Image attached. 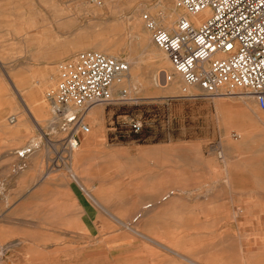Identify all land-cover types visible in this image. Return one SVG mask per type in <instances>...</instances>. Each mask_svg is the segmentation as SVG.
<instances>
[{
    "label": "rangeland",
    "instance_id": "obj_1",
    "mask_svg": "<svg viewBox=\"0 0 264 264\" xmlns=\"http://www.w3.org/2000/svg\"><path fill=\"white\" fill-rule=\"evenodd\" d=\"M174 4L0 0V264H264V110L157 76L144 17L161 23ZM100 40L130 63L128 96L93 106L66 150L49 94ZM23 96L42 107L27 114Z\"/></svg>",
    "mask_w": 264,
    "mask_h": 264
},
{
    "label": "built area",
    "instance_id": "obj_2",
    "mask_svg": "<svg viewBox=\"0 0 264 264\" xmlns=\"http://www.w3.org/2000/svg\"><path fill=\"white\" fill-rule=\"evenodd\" d=\"M176 1L186 14L172 30L155 25L149 14L144 18L154 42L182 75L184 92L189 86L208 95L240 89L252 94L264 110V0ZM206 10L200 22L190 19ZM129 72L128 61L96 50L79 52L62 64L61 80L49 97L66 133V150L79 148L82 137L91 132L85 119L93 106L127 99V89L116 97L114 87ZM10 121L16 122V116ZM141 130L142 124L134 122L133 131Z\"/></svg>",
    "mask_w": 264,
    "mask_h": 264
},
{
    "label": "bare ground",
    "instance_id": "obj_3",
    "mask_svg": "<svg viewBox=\"0 0 264 264\" xmlns=\"http://www.w3.org/2000/svg\"><path fill=\"white\" fill-rule=\"evenodd\" d=\"M178 5H179V3L175 0V4H174V11L171 13V14H169V15H167V16H165V17H163L162 18V21H160L161 23H159V22H156L155 21V25H157V26H159V24H161L162 26H164L167 30H172L174 27H175V24H176V21L177 20H179V18L181 17V16H183V15H185L186 14V10H185V12L184 13H182L181 14V10H180V8L178 7ZM208 12H209V10H206V11H203V12H201V13H199V14H197V15H193V16H191L190 17V19H192V20H196V21H201L202 20V17L203 16H205L206 14H208ZM135 16V15H134ZM129 19H131V17L129 18ZM143 29V28H142ZM152 32V31H151ZM145 38H146V40L149 42V44L151 45V54L155 57V58H157V60H158V62L161 64V69L158 71V73H157V76H160V78H162V79H165L166 80V82H168V85H169V89L170 90H176L178 87H179V85H180V83H181V81H183V77H182V75L176 70V68L174 67V65L172 64V62H171V60H170V58H169V56H168V54H167V52L164 50V49H162L161 47H159L155 42H154V40H153V36H152V34L151 35H145ZM86 46H88V47H92L93 49H95V50H98V51H101V52H104V53H106V54H109V55H111V56H116V54L115 53H112V47H113V45H112V43H107L105 40H100V41H96L95 43H93V44H87ZM156 60V59H155ZM9 76H12V75H10L9 74ZM127 78H128V74L126 75V76H123V77H121L120 79H118L116 82H115V87H114V94L116 93V94H120V90H122V88H121V85H124V84H126V83H128V81H127ZM159 78V77H158ZM160 78H159V80H160ZM55 79V77H51L50 78V80L52 81V80H54ZM158 80V79H157ZM160 82H161V80H160ZM164 82V81H163ZM39 84V83H38ZM159 85V84H158ZM132 86V85H131ZM35 88H37V86L34 84L33 85V87L30 89V91H34L35 90ZM15 89H17L16 90V92L17 91H20L21 92V96L22 95H24V94H22V92H24V89H22V88H20L19 87V85L18 84H15ZM184 89V88H183ZM0 94H2L1 92H0ZM19 95V94H18ZM189 95H193V96H197V95H199V94H197L196 93V91L194 90V88L192 87V86H189ZM215 95H217L218 97H225V96H239L240 98H242V99H244V101H248L249 99H250V97H252L253 95H250L247 91H244V90H240V89H232L231 91H228V90H226V89H224V90H222V91H220V92H218V94H215ZM254 97V96H253ZM23 98V101H24V105H25V107H24V105H23V107H24V111L27 113V114H31V115H33L34 114V111H37V110H39L42 106L41 105H39L38 106V104L37 105H35L34 103H33V99H31L29 96H23L22 97ZM117 99H120V98H117ZM23 103V102H22ZM116 103H118V101L116 102ZM95 111H96V109H92L91 111H90V114H95ZM30 116V115H29ZM17 117H18V119H17ZM16 117V120H18V125H19V123L20 122H22L21 120H22V118H19L20 117V115L19 116H17ZM35 121V120H34ZM16 123V124H17ZM49 123H50V121H49ZM2 125V124H1ZM5 127H7V124H3ZM35 126H37V125H35ZM49 126H51V125H49ZM52 127H53V125H52ZM103 139V138H102ZM55 147V146H54ZM20 152V151H19ZM74 179L76 180V181H78L79 182V184L82 186V188L87 192V194L92 198V199H94V201L96 202V204L98 203L101 207H103L104 208V210L105 211H107V213L109 214L110 213V215H111V211L108 209V208H106L105 206H104V204L99 200V199H97L95 196H94V194L91 192V190L80 180V178L77 176V174H74ZM172 193H174V192H172ZM89 197V198H90ZM168 198V195H166V197H164L163 199H167ZM155 206H156V203H155V201H153V202H148V203H145L144 204V207H142V210H141V215L139 216V217H143L145 214H147V213H149V212H151L152 210H154L155 209ZM111 216H113V215H111ZM139 217H138V219H139ZM116 221H117V219H116ZM118 221H120V222H124L121 218H118ZM134 221V220H133ZM122 224V223H121ZM124 224V223H123ZM122 224V225H123ZM140 234V233H139ZM142 236V235H141ZM145 236V235H144ZM147 238V237H146ZM151 239V238H150ZM152 241H154V240H152ZM155 242V241H154ZM154 242H153V244H154ZM157 243V242H156ZM155 243V244H156ZM157 244H159V243H157ZM159 245H161V244H159ZM4 249H6V248H4ZM1 250L0 251V257H2V256H4L5 255V250ZM177 253V252H176ZM175 254V253H174ZM182 256V255H181ZM185 258V257H184ZM191 262H193L194 264H198V263H196V261H193V260H191ZM190 263V262H189ZM192 264V263H191Z\"/></svg>",
    "mask_w": 264,
    "mask_h": 264
}]
</instances>
